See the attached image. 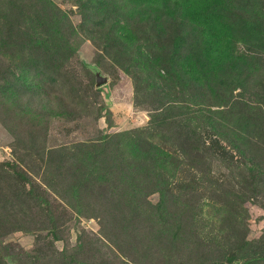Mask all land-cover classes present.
<instances>
[{
  "label": "rangeland",
  "instance_id": "1",
  "mask_svg": "<svg viewBox=\"0 0 264 264\" xmlns=\"http://www.w3.org/2000/svg\"><path fill=\"white\" fill-rule=\"evenodd\" d=\"M0 264H264V0H0Z\"/></svg>",
  "mask_w": 264,
  "mask_h": 264
},
{
  "label": "water",
  "instance_id": "2",
  "mask_svg": "<svg viewBox=\"0 0 264 264\" xmlns=\"http://www.w3.org/2000/svg\"><path fill=\"white\" fill-rule=\"evenodd\" d=\"M107 80V77L102 75L99 71H95V84L96 86H99L101 84H104Z\"/></svg>",
  "mask_w": 264,
  "mask_h": 264
}]
</instances>
